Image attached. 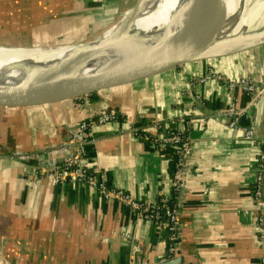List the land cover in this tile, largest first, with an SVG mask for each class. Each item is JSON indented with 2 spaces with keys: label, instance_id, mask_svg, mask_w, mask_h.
<instances>
[{
  "label": "crops",
  "instance_id": "1",
  "mask_svg": "<svg viewBox=\"0 0 264 264\" xmlns=\"http://www.w3.org/2000/svg\"><path fill=\"white\" fill-rule=\"evenodd\" d=\"M133 1L45 3L57 11L48 19L60 12L55 19L60 20L58 35L77 40L101 31ZM208 70L231 79L250 75L261 84L264 45L184 63L80 99L0 106V151L12 146L34 149L72 136L77 121L103 105L139 124L157 117L165 125L178 126L181 121L175 117L189 115L192 148L179 198L177 253H187L195 264H258L264 232L260 238L251 183L258 140L264 138V99L248 104L247 93L236 90L237 106L248 105L239 124H253L256 136L244 139L240 128L213 114L229 103L223 83L208 78L188 87ZM124 125L116 121L92 126L97 139L87 147V168L100 169L110 185L142 199L170 192V149L158 150L146 139L120 131ZM165 247L164 232L135 218L127 204L103 199L89 185L55 183L35 173L33 162L0 155V264H152L166 257Z\"/></svg>",
  "mask_w": 264,
  "mask_h": 264
},
{
  "label": "built area",
  "instance_id": "2",
  "mask_svg": "<svg viewBox=\"0 0 264 264\" xmlns=\"http://www.w3.org/2000/svg\"><path fill=\"white\" fill-rule=\"evenodd\" d=\"M101 2L103 0H100ZM214 78L224 84L229 95V103L224 110L214 111L221 115L230 127L242 130L244 139H255L253 124L240 125L239 117L248 106H237L236 90L247 93L248 104L258 98L264 99V79L257 84L250 75L228 78L219 72L206 71L188 83L203 82ZM176 120L181 125H165L164 119L151 117L144 123H135L121 117L113 109L101 106L94 112L87 113L74 125L71 138H61L54 143H48L34 149L14 147L6 155L20 163L33 162L35 173L48 176L55 183H80L93 187L106 200L116 199L128 205L135 218L148 220L157 225L163 232L166 241L165 256L169 257L178 252L180 243L179 198L185 181L188 158L192 148L189 136L191 116L178 115ZM123 122L125 130L146 139L158 150L168 147L173 155V170L169 174L170 192H160L154 199H142L126 190L110 185L100 169L91 171L87 168V147L97 139L92 126L106 122ZM259 149L255 155L254 170L251 183V199L254 206V217L260 238H263L264 228V138L258 140ZM43 160H47L43 164ZM248 210L244 209V213ZM258 264H264V254L260 256Z\"/></svg>",
  "mask_w": 264,
  "mask_h": 264
},
{
  "label": "water",
  "instance_id": "3",
  "mask_svg": "<svg viewBox=\"0 0 264 264\" xmlns=\"http://www.w3.org/2000/svg\"><path fill=\"white\" fill-rule=\"evenodd\" d=\"M194 1L196 11L192 25L188 30L179 32L172 41L157 44L123 63L113 65L98 73L57 76L33 84H0V106L27 107L66 99H80L97 91L147 77L184 63L240 54L264 45V36L241 40L235 38L214 40L221 23L222 14L219 8L225 0ZM137 2L138 0H135L131 6L124 10L127 12L125 15L116 18L101 30L100 35L110 27L128 24L138 11ZM123 38L117 37L111 41L84 47L70 60L69 64L75 67L83 66L85 62L103 54ZM91 40L72 43H87ZM14 147L12 146L4 152L0 151V153H8ZM152 264H195V259L189 257L185 252H179Z\"/></svg>",
  "mask_w": 264,
  "mask_h": 264
},
{
  "label": "bare ground",
  "instance_id": "4",
  "mask_svg": "<svg viewBox=\"0 0 264 264\" xmlns=\"http://www.w3.org/2000/svg\"><path fill=\"white\" fill-rule=\"evenodd\" d=\"M195 6L194 0H155L154 14H151V9L144 10L135 22L110 27L99 37L94 38V34L87 43L34 45L26 46L24 50L0 44L3 46L0 47V84H33L57 76L104 71L157 44L170 42L179 32L188 30L195 19ZM219 9L221 23L214 40L264 36V0H225ZM129 31H133V36L124 35L123 40L83 66L69 64L84 47L111 41Z\"/></svg>",
  "mask_w": 264,
  "mask_h": 264
},
{
  "label": "trees",
  "instance_id": "5",
  "mask_svg": "<svg viewBox=\"0 0 264 264\" xmlns=\"http://www.w3.org/2000/svg\"><path fill=\"white\" fill-rule=\"evenodd\" d=\"M49 7L50 6L45 3V0H0V32L1 30H5V32H8H6V35H8L9 32L12 33L14 31V33H18L20 30H25V35L28 36L27 40H10L12 43L18 44H20V42H27L30 45L34 43L35 45L45 46L69 41V39H60L63 38V36L59 38V36H55L54 32H51L50 29H46L47 17L56 12ZM21 20L24 26L20 23ZM44 30H47L44 35L45 40H40L39 37L42 36ZM31 36L34 38L37 37L36 40L31 38ZM1 37L2 35L0 34V41H3ZM86 37L88 38V36H85L83 39H86ZM78 40L79 39L74 41Z\"/></svg>",
  "mask_w": 264,
  "mask_h": 264
},
{
  "label": "rangeland",
  "instance_id": "6",
  "mask_svg": "<svg viewBox=\"0 0 264 264\" xmlns=\"http://www.w3.org/2000/svg\"><path fill=\"white\" fill-rule=\"evenodd\" d=\"M135 1V0H134ZM133 1V2H134ZM133 2H132V4H133ZM138 5H139V8H138V11H137V13L135 14V16L133 17V19L130 21V23H132V22H135L136 20H138L139 18H140V13L142 12V11H146V10H150L151 9V14L153 13L154 14V11H155V9H154V5H155V0H138ZM131 6V5H130ZM127 9V8H126ZM125 10V9H124ZM57 12V11H56ZM123 10L119 13V15L117 16V18H120V16L123 14ZM60 13V12H59ZM59 13H57V14H55V16H53L51 19H48L47 21H46V29H50L51 30V32H54V34H55V36H59V38L60 37H62V36H60V35H58V32H59V26H60V20H55V19H57L56 18V16L58 17L59 16ZM127 13V12H126ZM125 13V14H126ZM124 14V15H125ZM16 23V22H15ZM20 23L24 26V24H23V22H22V20L20 21ZM9 24V23H8ZM56 24H57V26H56ZM107 27V26H106ZM106 27H104V28H106ZM103 28V29H104ZM103 29H101V30H103ZM7 32V31H6ZM6 32H5V30H1V32H0V34L2 35V37L1 38H3V41H5V42H3V41H0V44H3L4 45V47H6V48H12V49H16V50H24L25 48H27L26 46H34L35 44L34 43H32L31 45L29 44V43H27V42H20V44H18V43H12L10 40H14V41H25V40H27V37L28 36H26L25 35V30H20L18 33L16 32V33H14V31L11 33V32H9V34L8 35H6ZM46 32H47V30H44L43 31V34H42V36L41 37H39V39L40 40H45V34H46ZM102 31H99L98 33H94L96 36L97 35H100V33H101ZM104 32V31H103ZM8 33V32H7ZM94 34H92V35H90V37H89V35H86V36H88V38L86 37V39H79L80 41H84V40H88V39H91V38H93V35ZM30 35V34H29ZM124 35H127V36H133V31H130V32H128V33H125V34H123V35H121V36H119V37H123ZM95 36V37H96ZM108 36V35H107ZM106 37V36H105ZM31 38H33L34 40H36V38H34L33 36H31ZM68 38H70V36L69 37H63V38H60V39H62V40H68ZM28 39H30V38H28ZM78 40V41H79ZM10 41V42H9ZM78 41H74V40H69V41H64V43H72V42H78ZM7 45H9V46H7ZM12 45V46H11ZM51 45H54V44H51ZM88 45H90V44H88ZM40 46H42V45H40ZM0 47H3V46H0ZM44 50V49H43ZM34 51H37V50H34Z\"/></svg>",
  "mask_w": 264,
  "mask_h": 264
}]
</instances>
